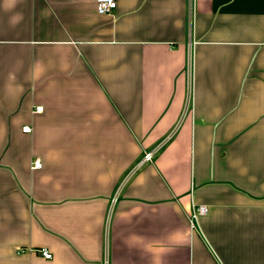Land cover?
<instances>
[{"label":"crops","instance_id":"0c3cea01","mask_svg":"<svg viewBox=\"0 0 264 264\" xmlns=\"http://www.w3.org/2000/svg\"><path fill=\"white\" fill-rule=\"evenodd\" d=\"M115 1L0 0V264H264V0Z\"/></svg>","mask_w":264,"mask_h":264},{"label":"built area","instance_id":"2783aa9c","mask_svg":"<svg viewBox=\"0 0 264 264\" xmlns=\"http://www.w3.org/2000/svg\"><path fill=\"white\" fill-rule=\"evenodd\" d=\"M96 5V11L99 14H107L113 11L116 7V1L115 0H95ZM42 110V107H36L35 112H40ZM30 129L29 127H24L23 131L28 132ZM153 151H148L144 153L142 160L143 161H149L152 159ZM41 162L36 159L33 161V167L34 168H40ZM208 207L206 205H197L193 207L192 210V219H195L198 215H203L207 213ZM18 252H22L21 249L18 250ZM38 252L46 259H51L52 254L45 248H41L38 250Z\"/></svg>","mask_w":264,"mask_h":264}]
</instances>
